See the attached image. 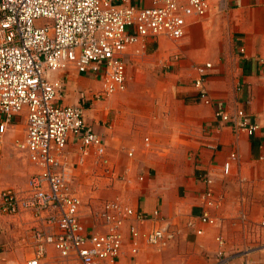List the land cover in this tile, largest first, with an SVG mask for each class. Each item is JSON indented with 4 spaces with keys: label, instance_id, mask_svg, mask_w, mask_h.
I'll return each instance as SVG.
<instances>
[{
    "label": "crops",
    "instance_id": "crops-1",
    "mask_svg": "<svg viewBox=\"0 0 264 264\" xmlns=\"http://www.w3.org/2000/svg\"><path fill=\"white\" fill-rule=\"evenodd\" d=\"M135 1L151 5V0ZM146 53L169 70L167 102L148 106L111 102L103 112L98 101L86 103L101 90L100 80L72 68L50 75L51 81L64 83L58 104L85 103L86 121L104 137L110 158V174L94 162V156L76 167L79 146L73 142L68 146L72 188L81 196L74 183L86 181L84 186H90L97 181L100 189L107 190L99 205L88 207L82 199L83 230L96 231L100 222L95 212L106 200L120 198L136 210L159 211L170 223L175 239L161 250L163 264H215L219 236L235 264H264V0H215L206 18L188 19L182 41L152 38L146 43ZM206 63L212 64L205 90L213 105L205 104L192 84L197 76L194 67ZM239 108L259 123L254 135L237 137L231 124L215 117L218 109L233 114ZM109 109L116 111L111 122ZM25 130V119L18 117L0 148V192L12 186L27 189L37 170L16 147ZM232 152L239 157L226 175L223 167ZM11 162L27 164L30 169L22 185L7 178L5 168ZM207 173L219 198L218 208L211 211L218 224L197 223L203 229L197 235L187 223L202 212L200 195ZM37 227L30 212L0 214V264H24L33 252ZM125 234L128 243V227ZM185 248L190 252L187 256ZM151 251L157 250L142 249L140 264L154 260ZM58 257L49 246L43 264H58Z\"/></svg>",
    "mask_w": 264,
    "mask_h": 264
},
{
    "label": "built area",
    "instance_id": "built-area-1",
    "mask_svg": "<svg viewBox=\"0 0 264 264\" xmlns=\"http://www.w3.org/2000/svg\"><path fill=\"white\" fill-rule=\"evenodd\" d=\"M214 1L151 0L146 6L135 0H0V148L15 120L23 117L25 136L16 147L37 169L27 189L0 192L1 215L30 212L37 221L33 252L24 264H43L49 246L57 251L58 264H140L145 246L161 251L175 239L159 211L136 210L120 198L106 200L95 212L100 222L96 231L83 230V201L72 188L68 146H79L76 167L94 156L110 174V158L104 137L86 121L85 103L58 104L64 83L51 81L50 75L72 68L100 80L101 90L86 103L123 92L128 65L146 56L147 41L159 36L182 41L188 19L206 18ZM211 68L210 63L196 65L192 82L207 105H213L205 90ZM215 117L231 124L237 137L252 136L260 127L240 108L233 114L218 109ZM238 157L230 154L223 167L226 175ZM203 182L202 212L187 223L197 235L203 234L197 223L218 224L211 215L219 205L213 178L207 173ZM217 244L215 264H235L226 254L225 240L219 236Z\"/></svg>",
    "mask_w": 264,
    "mask_h": 264
},
{
    "label": "rangeland",
    "instance_id": "rangeland-1",
    "mask_svg": "<svg viewBox=\"0 0 264 264\" xmlns=\"http://www.w3.org/2000/svg\"><path fill=\"white\" fill-rule=\"evenodd\" d=\"M168 71V69L157 65V62L152 57V55L150 57L144 56L135 60L132 59L127 68L128 84L126 90L116 95L105 97L104 99H101L100 102L98 101L97 104L100 105L99 111H106L105 107H107L111 102H137L145 106H148L153 102H167L168 94L166 90L168 85ZM115 112L116 111L110 110L109 122H111V118L114 117ZM29 170L30 169L28 168L27 164L22 163L20 165L19 163L16 164L14 162H11L9 164L7 163L5 168V172L9 181H14L18 185H22L23 181L28 178V175H30ZM81 182L82 181L78 180V184L74 183V186L81 194L84 203L86 202V206L93 207L99 205L100 202H102L106 198L105 194L107 193V190L100 189L97 186V181L91 183V185L87 183V185L90 186H84L86 181L82 182V185ZM13 187L14 186H12L11 188ZM185 249V256H187L188 254H190V252L187 250V248ZM163 252L164 251H151V255L155 257L154 260L147 261L148 264H163ZM171 261L176 262V259H173ZM186 264L190 263L186 262Z\"/></svg>",
    "mask_w": 264,
    "mask_h": 264
}]
</instances>
